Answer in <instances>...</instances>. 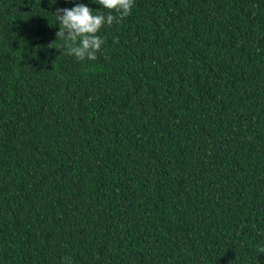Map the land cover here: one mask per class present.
Here are the masks:
<instances>
[{
    "label": "trees",
    "instance_id": "16d2710c",
    "mask_svg": "<svg viewBox=\"0 0 264 264\" xmlns=\"http://www.w3.org/2000/svg\"><path fill=\"white\" fill-rule=\"evenodd\" d=\"M76 4L0 0V264H264V0Z\"/></svg>",
    "mask_w": 264,
    "mask_h": 264
},
{
    "label": "clouds",
    "instance_id": "9594fccd",
    "mask_svg": "<svg viewBox=\"0 0 264 264\" xmlns=\"http://www.w3.org/2000/svg\"><path fill=\"white\" fill-rule=\"evenodd\" d=\"M104 9L109 10L104 14L93 15V11L84 4H76L73 8H58L55 16L59 21V31L56 37L65 42L66 52L77 60H95L101 50L104 40L97 35L105 24L120 23L124 17L130 14L134 0H95ZM54 4L55 0H49ZM117 15H113L112 12ZM264 253V248H261ZM69 264L70 257L64 258Z\"/></svg>",
    "mask_w": 264,
    "mask_h": 264
}]
</instances>
